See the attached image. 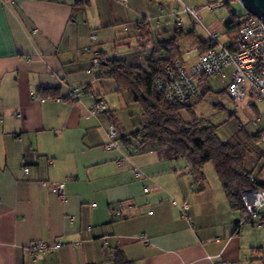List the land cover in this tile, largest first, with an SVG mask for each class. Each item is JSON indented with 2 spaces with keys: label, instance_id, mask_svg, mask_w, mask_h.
Here are the masks:
<instances>
[{
  "label": "crops",
  "instance_id": "0c3cea01",
  "mask_svg": "<svg viewBox=\"0 0 264 264\" xmlns=\"http://www.w3.org/2000/svg\"><path fill=\"white\" fill-rule=\"evenodd\" d=\"M183 14L162 0L0 2V264H116V249L130 264L260 263L264 226L231 207L212 163L199 185L186 159L157 142L104 148L112 123L129 135L145 120H126L129 94L94 67L96 52L147 66ZM73 87L89 94L62 99ZM50 89L60 97L42 98ZM95 97L109 110L92 114ZM254 175L264 176V158ZM34 240L63 245L35 257Z\"/></svg>",
  "mask_w": 264,
  "mask_h": 264
},
{
  "label": "trees",
  "instance_id": "16d2710c",
  "mask_svg": "<svg viewBox=\"0 0 264 264\" xmlns=\"http://www.w3.org/2000/svg\"><path fill=\"white\" fill-rule=\"evenodd\" d=\"M234 15L225 24V32L231 36L239 28ZM141 21L146 23L140 26ZM146 25V20L137 22L138 29H143ZM175 33L169 39L157 42L150 52L147 66L131 65L121 59H111L98 66L106 67L108 70L104 75L115 78L119 87L127 90L130 100L139 102L142 107L145 124L129 135H120L119 140L124 144L131 143L133 139L159 143L174 157L186 159L194 181L199 185L205 184V165L212 163L231 207L245 215L241 196L243 191L257 184L251 181V176L254 175L256 162L264 158V150L259 145L264 130L252 134L240 128L230 138L223 139L219 136L218 126L200 120L195 106L209 91L207 77H203L200 85L207 88L200 95L183 102L172 103L164 93L158 91L156 79L163 74L168 63L182 57L187 48L199 46L205 50L207 47L205 37L198 35L195 27L191 30H184L182 27L179 31L175 30ZM183 38L192 39V42L180 44ZM186 45L190 47H185ZM45 92L43 90L42 98L60 97L57 90ZM62 99L71 100L69 97ZM183 112L190 115L191 121L184 119ZM115 261L116 264H130L121 249H116Z\"/></svg>",
  "mask_w": 264,
  "mask_h": 264
},
{
  "label": "built area",
  "instance_id": "2783aa9c",
  "mask_svg": "<svg viewBox=\"0 0 264 264\" xmlns=\"http://www.w3.org/2000/svg\"><path fill=\"white\" fill-rule=\"evenodd\" d=\"M11 2L12 0H0V2ZM126 1V0H124ZM233 0H212L201 6H190L181 1L182 12L190 16L192 24L201 26L205 33L207 47L202 50L199 46L185 49L182 57H178L164 67L163 74L156 79L159 92L164 93L166 98L172 102H183L195 97L200 89L203 77L212 78L219 76L228 79L226 91L232 98L236 107L245 100H257L264 102V22L245 9L243 12H234L239 28L234 36L226 34L225 31H216L207 27L204 23L203 11L207 10L216 14L225 5H230ZM167 12L161 7L162 15ZM233 17V16H232ZM232 17H225V24ZM228 19V20H227ZM145 21L139 22L142 26ZM146 23V22H145ZM183 27L182 20L177 16L176 30ZM93 35V38H96ZM224 38V39H222ZM111 60L110 56L96 52L93 59L94 67L102 62ZM89 92L84 87H73L68 97L73 101H80ZM92 114L109 110L108 103L103 97H95L89 108ZM259 117L253 119L258 121ZM120 133L116 125H110L108 141L104 144L105 149L119 146ZM264 141V132L262 133ZM25 171H29L23 161ZM251 181L257 184L242 193V202L245 206V219L264 226V176H251ZM49 185V182H42ZM52 190L59 196H65L64 184L57 183L51 186ZM189 204L186 203L184 210L187 211ZM122 213V208L116 210ZM63 245L61 240L46 242L34 240L29 245V251L33 256H40L45 252L54 251ZM259 264H264V256Z\"/></svg>",
  "mask_w": 264,
  "mask_h": 264
},
{
  "label": "rangeland",
  "instance_id": "374dc122",
  "mask_svg": "<svg viewBox=\"0 0 264 264\" xmlns=\"http://www.w3.org/2000/svg\"><path fill=\"white\" fill-rule=\"evenodd\" d=\"M166 3L168 8L175 11H180V4L177 0H162ZM185 4L190 6H201L208 0H183ZM245 11L240 0H233L230 5H225L216 14L211 13L207 10L203 11L204 23L207 27L212 30L223 31L225 28V17H232L234 12ZM184 19V24L188 25L191 19L187 13L181 15ZM228 20V19H227ZM198 35H204V30L201 26H195ZM224 39V38H222ZM185 47H190L186 45ZM212 89L202 96L201 100L195 106L196 115L202 121H208L218 126L219 136L223 139L230 138L240 128L250 133L256 130L258 132L264 129V102L257 100H245L238 104L236 107L235 101L229 97L225 91L228 79H222L219 76L212 78ZM210 81V80H209ZM207 88V87H206ZM205 88V89H206ZM204 87L200 86L198 94L205 90ZM199 94V95H200ZM198 98H195V100ZM194 100V101H195ZM131 101V100H130ZM131 110H125L124 115L127 121L132 123L136 118L139 125H141L142 118V107L139 102L131 101ZM134 115V116H133ZM124 118V116L122 115ZM183 117L187 121H191V117L188 113L183 112ZM259 117V120L254 122L253 119ZM260 146L264 145V141L260 140ZM184 161V160H183ZM212 165V164H211Z\"/></svg>",
  "mask_w": 264,
  "mask_h": 264
},
{
  "label": "water",
  "instance_id": "95a60500",
  "mask_svg": "<svg viewBox=\"0 0 264 264\" xmlns=\"http://www.w3.org/2000/svg\"><path fill=\"white\" fill-rule=\"evenodd\" d=\"M244 9L264 22V0H240Z\"/></svg>",
  "mask_w": 264,
  "mask_h": 264
}]
</instances>
